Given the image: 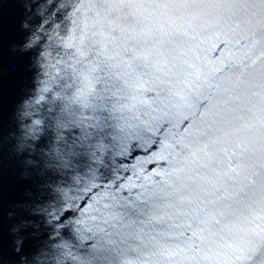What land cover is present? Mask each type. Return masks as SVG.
I'll list each match as a JSON object with an SVG mask.
<instances>
[{
	"label": "water",
	"instance_id": "obj_1",
	"mask_svg": "<svg viewBox=\"0 0 264 264\" xmlns=\"http://www.w3.org/2000/svg\"><path fill=\"white\" fill-rule=\"evenodd\" d=\"M0 264H264V0H0Z\"/></svg>",
	"mask_w": 264,
	"mask_h": 264
}]
</instances>
